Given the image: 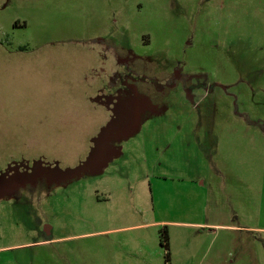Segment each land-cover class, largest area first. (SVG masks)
I'll list each match as a JSON object with an SVG mask.
<instances>
[{"label":"rangeland","instance_id":"1","mask_svg":"<svg viewBox=\"0 0 264 264\" xmlns=\"http://www.w3.org/2000/svg\"><path fill=\"white\" fill-rule=\"evenodd\" d=\"M0 264H264V0H0Z\"/></svg>","mask_w":264,"mask_h":264},{"label":"trees","instance_id":"2","mask_svg":"<svg viewBox=\"0 0 264 264\" xmlns=\"http://www.w3.org/2000/svg\"><path fill=\"white\" fill-rule=\"evenodd\" d=\"M165 235H166V234H165ZM165 238H166V237H165ZM165 245L168 247V242H167ZM167 256L169 257V252H168Z\"/></svg>","mask_w":264,"mask_h":264},{"label":"crops","instance_id":"3","mask_svg":"<svg viewBox=\"0 0 264 264\" xmlns=\"http://www.w3.org/2000/svg\"><path fill=\"white\" fill-rule=\"evenodd\" d=\"M250 228H252V230H253V229H256V227H250Z\"/></svg>","mask_w":264,"mask_h":264},{"label":"flooded vegetation","instance_id":"4","mask_svg":"<svg viewBox=\"0 0 264 264\" xmlns=\"http://www.w3.org/2000/svg\"><path fill=\"white\" fill-rule=\"evenodd\" d=\"M176 75L174 74V76L173 77H175Z\"/></svg>","mask_w":264,"mask_h":264}]
</instances>
